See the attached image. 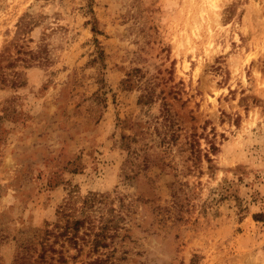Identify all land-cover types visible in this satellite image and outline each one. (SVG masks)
Instances as JSON below:
<instances>
[{
	"label": "rangeland",
	"instance_id": "1",
	"mask_svg": "<svg viewBox=\"0 0 264 264\" xmlns=\"http://www.w3.org/2000/svg\"><path fill=\"white\" fill-rule=\"evenodd\" d=\"M0 264H264V0H0Z\"/></svg>",
	"mask_w": 264,
	"mask_h": 264
}]
</instances>
